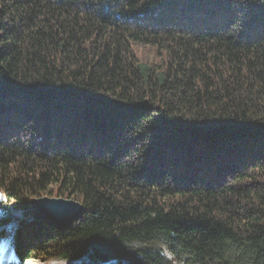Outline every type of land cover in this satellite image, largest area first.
Returning a JSON list of instances; mask_svg holds the SVG:
<instances>
[{"label":"trees","instance_id":"obj_1","mask_svg":"<svg viewBox=\"0 0 264 264\" xmlns=\"http://www.w3.org/2000/svg\"><path fill=\"white\" fill-rule=\"evenodd\" d=\"M73 199L59 230L29 202ZM264 264V0H0V249Z\"/></svg>","mask_w":264,"mask_h":264},{"label":"rangeland","instance_id":"obj_2","mask_svg":"<svg viewBox=\"0 0 264 264\" xmlns=\"http://www.w3.org/2000/svg\"><path fill=\"white\" fill-rule=\"evenodd\" d=\"M91 245L97 255L82 264L128 263L140 256L143 251H148L142 244L117 240H98L92 242ZM153 251L157 255L158 264H190L187 262L189 257L185 252L181 251L176 244H171L163 238L157 239ZM0 264H77V262L63 259L49 261L32 259L20 263L10 246L6 245L3 249H0Z\"/></svg>","mask_w":264,"mask_h":264},{"label":"water","instance_id":"obj_3","mask_svg":"<svg viewBox=\"0 0 264 264\" xmlns=\"http://www.w3.org/2000/svg\"><path fill=\"white\" fill-rule=\"evenodd\" d=\"M29 209L32 220L45 222L59 230L69 228L84 211L83 206L73 199L48 196L31 199Z\"/></svg>","mask_w":264,"mask_h":264}]
</instances>
